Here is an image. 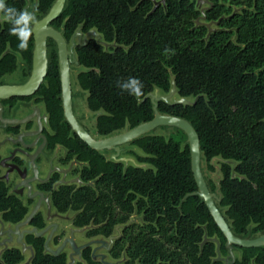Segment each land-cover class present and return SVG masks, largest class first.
<instances>
[{"label":"trees","instance_id":"16d2710c","mask_svg":"<svg viewBox=\"0 0 264 264\" xmlns=\"http://www.w3.org/2000/svg\"><path fill=\"white\" fill-rule=\"evenodd\" d=\"M28 1L27 10L40 19L55 0ZM155 1L160 0H66L51 25L66 41L81 25L83 32L94 28L114 44L105 49L89 38L75 50L83 68L77 82L88 109L100 112L95 129L101 137L151 120L152 103L146 96L154 89L166 95L174 78L176 98L195 101H158V111L191 123L199 136L201 160L210 170L218 168V209L236 236L255 237L264 232V0H209L203 12L196 0H164L153 9ZM5 3L22 10L27 0ZM197 18L201 23H195ZM206 23L214 28L210 33ZM11 27L0 20V82L16 69L18 56L27 73L31 69L33 36L22 51ZM47 41V81L38 94L48 113L50 146L62 145L68 157L84 162L81 178L93 181L59 186L51 195L54 208L73 211L72 225L89 227V237H109L118 227L108 252L114 260L123 258L122 264H223L214 261L212 240L201 245L204 235L215 237L220 255L228 253L226 239L204 202L196 195L181 201L197 190L188 144L152 133L140 136L131 144L143 152L136 161L147 167L113 161L88 147L63 117L52 81L56 50L49 47L55 43ZM129 78L142 81L143 96L120 87ZM206 183L210 191L217 187L214 179ZM27 214V206L0 180V223L15 224ZM133 216L139 217L132 220ZM30 225L43 228L42 215L33 216ZM59 238L55 236L53 243ZM24 241L33 249L30 264H67L65 252L55 256L44 250V236L27 234ZM235 250L239 256L232 264H264V247ZM23 259L18 247L0 252V264H20ZM74 264L103 263L92 259L86 248Z\"/></svg>","mask_w":264,"mask_h":264},{"label":"water","instance_id":"95a60500","mask_svg":"<svg viewBox=\"0 0 264 264\" xmlns=\"http://www.w3.org/2000/svg\"><path fill=\"white\" fill-rule=\"evenodd\" d=\"M66 0H55L50 6L48 12L42 16L40 19H35L33 24V51H32V64L31 69L29 71V76L27 80L21 84H0V100L7 99L11 97H28L33 95L38 88L40 87L46 73L48 66V58H47V40L52 39L56 44L57 56H58V65L59 72L61 76L62 82V110L63 117L65 121L69 124L71 131L77 135V137L84 142L88 147L94 149L99 152H103L104 150L111 151L110 159L116 162H123L125 165L131 163L133 165H139L135 162V160L131 157L121 156V146L125 144H130L135 139L140 136L151 133L155 128L159 126H171L176 129L181 130L186 136V143L188 144L189 152H190V164L191 171L193 174V178L195 180L197 190L195 192L187 193L181 201H184L189 196H198L207 207L210 215L212 216L215 224L223 234L226 239L225 247L228 250L226 256L222 257L220 255V243L217 238H208L204 235V239L201 242V245L205 243L207 240H212L216 244V257L214 261H223V264H232L235 260V255L233 252V247L239 248H257L264 247V232L258 234L255 237L243 238L236 236L230 229L229 224L223 217L221 211L217 207V203L221 201V193L219 190L218 183V168L215 172L214 180L216 181L217 187L214 191H210L207 186L206 180L203 176L202 168H201V148H200V140L199 136L191 125V123L185 118L162 114L158 111V101H163L167 104H183L189 105L193 104L195 100H190L187 97L176 98V87L174 78H171V88L166 95H159L158 89H154L153 92L149 93L146 97H150V101L152 103L153 109V118L149 121L142 122L132 128H124L123 131L101 137L94 138L92 137L88 131L84 128V126L79 122L77 117L74 115L72 110V100L69 86V66L67 58H71L72 62L79 65L77 60L75 51L73 47L77 43L79 46H84L89 38L95 40V42L105 49L109 47H113V43H107L102 39L101 34L97 32L96 29L91 28L86 32L82 31V26L79 25L74 33L70 37V43L67 44V41L62 35L61 30L56 29L51 25V23L56 20L65 5ZM159 3H164V0L155 1L153 9L159 5ZM210 3L209 0H196L197 8H200L201 12L204 11L207 7L205 4ZM29 7V1L27 0V4L24 9ZM29 12H33V10H28ZM204 19V16H201ZM195 23H201L197 18ZM216 23V22H215ZM208 27V33L214 30L211 27V23H206ZM83 68L81 67V70ZM80 71V70H79ZM1 103H0V120L3 123H21L23 120L17 119H7L3 118L1 115ZM36 111L39 113V109L36 108ZM46 117V116H45ZM213 159L211 160L212 163ZM0 166H2V162H0ZM0 178H4V176H0ZM41 195V194H40ZM47 204V216L46 219H51L52 215L50 214V203L46 199ZM40 202H37L33 209L25 216V218L13 226L8 225L7 228L4 229V222L0 223V235H5V237L0 240V247L3 249L9 248L10 244H17L20 246L21 252L28 250L30 252V257L26 261L25 264H30V261L33 257V249L30 245H27L23 239L25 234H33L36 237L44 236L46 232L48 235L45 237L44 241V250L47 253L52 255H58L62 251H64L65 247L68 245L71 249V253L69 254V262L67 264H74L75 256L78 258L81 257V251L95 244L96 246L91 250V257L94 260H99L103 264H120V262H111L106 260V255L103 253H97L96 250L98 248H103L107 251L110 249V245L113 239L116 236H110L108 241L97 238L91 239L85 243L78 244L74 239V232L76 230H84L82 229H72L70 231V235L65 237L62 242L56 246L55 248H51L49 246V242L52 238L54 232H56L58 225L56 223H51L42 229H38L37 227L27 228L30 224L32 217L39 210ZM22 228V229H21Z\"/></svg>","mask_w":264,"mask_h":264},{"label":"flooded vegetation","instance_id":"af4514ba","mask_svg":"<svg viewBox=\"0 0 264 264\" xmlns=\"http://www.w3.org/2000/svg\"><path fill=\"white\" fill-rule=\"evenodd\" d=\"M69 43L70 39L67 41V44ZM77 47H79V45L76 43L73 50L75 51ZM67 61L69 66V86L72 110L73 113H75L73 103L77 97V90L74 88V79L77 82V74L79 71L77 70V65L72 62L71 58H67ZM56 66V72L52 77L54 84L53 90H58L56 96L59 98L62 105V82L59 72L57 49ZM28 76L29 73H27V77L19 83H7L1 81L0 84H21L27 80ZM46 76L47 73L42 83L47 81ZM0 103L2 110L1 115L3 118L23 120L21 123H3L0 120V162H2V166H0V176H4V178H0V180L5 183L10 194L15 195L26 206L30 205L28 213L33 209L37 202H40V207L36 214L40 213L42 215L45 222L44 227H46L51 224L46 223V199L50 203V210L54 209L55 212L62 214L54 208L51 202V195L54 190L61 185H69L73 187H79L84 184L93 185V181H83L81 178V171L85 165L84 162L79 161L76 157H68L67 149L62 145L56 144L50 146L49 138L51 128L48 122V113L45 110L44 98L38 94V90L31 96L2 99L0 100ZM36 108L39 109V113L36 111ZM74 115L76 116V114ZM108 158H110V156ZM42 208L45 209L44 214L40 212ZM28 226H30L29 228L33 227L30 224ZM82 228H85L84 232L86 233L89 227ZM117 230L118 227L115 228L113 234ZM26 235L27 234H25L24 237ZM45 235L47 236L48 232H46ZM45 235L44 237H46ZM55 236H58V234H55L54 232L51 238L52 243ZM59 242L56 244L57 246ZM67 247L71 250L68 245L65 248ZM91 247L92 245L88 248L92 250Z\"/></svg>","mask_w":264,"mask_h":264},{"label":"rangeland","instance_id":"374dc122","mask_svg":"<svg viewBox=\"0 0 264 264\" xmlns=\"http://www.w3.org/2000/svg\"><path fill=\"white\" fill-rule=\"evenodd\" d=\"M52 49L56 50V47H55V45L50 44L49 50H52ZM81 67L82 66H77V70L78 71L81 70ZM26 77H27V70L25 69V67L23 65V61L18 56L16 69L13 72L4 75L2 77V81L7 82V83H19ZM74 82H75L74 88L77 90V97L75 98V101L73 103V109L75 112L74 114H76L79 122L84 126V128L88 131V133L92 137L101 138V136L96 132V129H95V118H96V115L99 114L100 112L99 111L95 112V111H91L90 109H88V107L86 105V101H85V97H86L85 91L83 92L80 89V87L78 86L75 79H74ZM158 94L159 95H165L163 93V91H161V90H158ZM190 100H191V98H190ZM151 133L157 134V135H162L165 139H168V138L175 139V140L179 141L181 144H184V142H186L185 134L182 131H180L179 129H176V128L171 127V126H159V127L155 128ZM121 148H122L121 153H120L121 156L131 157L135 160V162L137 164L139 163L136 161V157L137 156H143V152L141 151V149H139L138 147H136L135 145H133L131 143L122 145ZM110 152L111 151H108V150L103 151V153L106 157H109V156L111 157L112 153H110ZM218 162H220V161H218L217 159H213L212 164L215 166H218L219 165ZM139 164L143 167L148 166V164H145V163H139ZM207 165H208V162H206L203 158L201 160V167L203 170V174H204L207 182H209L211 184L212 179L215 176V171L210 170L207 167ZM27 206L29 209L30 205H27ZM40 212L44 214L45 209L42 208V210ZM50 214H52V217H51V219L46 220V223H56L58 225V229L55 232V234H58V236L60 237V239H59L60 240L59 244H60L64 237H68L70 235L69 234L70 230L72 228L74 229V226L70 222L71 218L73 217V212L69 210L68 212L59 214V213L55 212L54 209H52V210H50ZM53 214H56V215H53ZM138 217L139 216H133L132 220H137ZM138 221H140V220H138ZM8 225H11V224L4 223V229L7 228ZM11 226H13V225H11ZM26 227L29 228L30 226H26ZM76 229H79V228H76ZM117 235H118V233L116 231L112 236H117ZM4 237H5V235H0V240H2ZM97 238H102V239L108 241V238H103L100 236L89 237L86 235L84 230H76L74 232V239L78 244H82V243H85L91 239H97ZM94 245L95 244H93L91 248H94L95 247ZM49 246L51 248H55L57 245L53 244L52 240H51L49 243ZM9 247L20 248V246L15 244V243L10 244ZM1 250H2V247H0V252H1ZM64 252L67 255V263H68L69 262L68 256L71 253V250H69L67 247V248H65ZM96 252L105 254L107 256L106 260H108V261H111V262L117 261V262H120V264H122L123 258H120L118 260H114L110 257L109 252L103 248H98L96 250ZM23 254H24V259L20 264H25L26 261L28 260V258L30 257V252L28 250L24 251ZM234 255L236 257H238L239 251L235 250ZM74 258H75V261L80 260V258H78L77 256H75Z\"/></svg>","mask_w":264,"mask_h":264},{"label":"clouds","instance_id":"9594fccd","mask_svg":"<svg viewBox=\"0 0 264 264\" xmlns=\"http://www.w3.org/2000/svg\"><path fill=\"white\" fill-rule=\"evenodd\" d=\"M0 20L12 24L10 34L19 39L18 47L22 51H27L29 39L33 35L34 13L29 12L27 9L18 10L15 7L7 6L5 0H0ZM120 87L135 97L143 96L142 89L144 85L137 78H129L126 82L120 83Z\"/></svg>","mask_w":264,"mask_h":264}]
</instances>
